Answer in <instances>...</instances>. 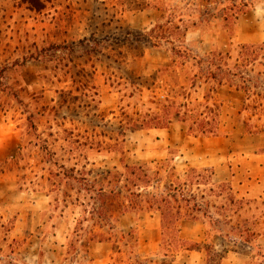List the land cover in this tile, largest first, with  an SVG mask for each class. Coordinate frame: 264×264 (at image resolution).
Masks as SVG:
<instances>
[{
	"label": "rangeland",
	"instance_id": "obj_1",
	"mask_svg": "<svg viewBox=\"0 0 264 264\" xmlns=\"http://www.w3.org/2000/svg\"><path fill=\"white\" fill-rule=\"evenodd\" d=\"M162 3L171 8L178 0H0V264H91L85 242L91 222L79 236L73 233L81 207L64 206L63 195L75 193L76 184H61V166L84 169L88 179L101 181L102 170H122L120 158L150 163L162 175L171 165L180 176L188 167H211L212 184L193 191L208 203L215 224L202 213L184 217L181 235L201 249L165 256L158 214L130 212L118 226L134 230L128 241L138 239V254L117 243L110 258L97 251L105 253L97 264H264V113L254 108L255 96L247 99L227 84L216 90L223 130L217 137L190 136L176 124L128 133L119 152L89 149L120 141V96L121 106L130 104L128 113L139 107L137 97L128 98V82L142 77L143 101L189 86L190 63L164 67L172 61V45L138 41L164 24ZM181 40V47L200 57L264 42V0L233 25L189 30ZM125 59L132 71L127 80ZM241 72L252 78L250 89L260 92L254 82L264 67ZM204 91L202 85L191 95L201 99ZM230 175L254 178V197H242L225 180ZM220 183L244 199L239 207L226 201V190L218 196ZM234 227L249 230L251 241L225 234Z\"/></svg>",
	"mask_w": 264,
	"mask_h": 264
},
{
	"label": "trees",
	"instance_id": "obj_2",
	"mask_svg": "<svg viewBox=\"0 0 264 264\" xmlns=\"http://www.w3.org/2000/svg\"><path fill=\"white\" fill-rule=\"evenodd\" d=\"M261 1L178 0V3L171 8L168 4L162 3L160 19L166 17L164 24L157 25L156 28L154 26L147 33L140 34L138 41H144L145 44L153 47L161 43L172 45V61L164 67H170L177 60L182 61L181 66L190 63L189 86L187 88L180 86L175 91L169 90L170 92L160 97L150 95L143 101L144 86L138 82L142 81V77H137L135 79L137 82H128L131 88L128 98L137 97L139 107L128 113L125 110L130 104L121 106L124 95L120 96L118 121L120 141L115 139V142L108 147L103 148L98 145L89 149L96 148L98 151L105 150L108 153L119 152L120 145L128 133L138 130L168 129L176 124L181 125L184 132L190 136L204 138L220 136L223 134L221 104L217 101L215 93L224 84L242 89L247 99L255 96L254 108L264 113V83L259 82L261 74L264 73H261L254 82V88L260 89V92H253L248 86L252 78L244 77V73L241 72L242 69L253 65L264 67V42L238 44L235 48L227 50L214 49L201 57L192 55L181 47L183 42L181 39H184L189 30L211 29L215 26L226 28L235 24L242 15L254 9ZM176 41L180 42L178 46L175 44ZM127 61L128 59L122 61L126 72L129 73L126 74V80L132 73L127 69ZM202 85L205 86V91L201 99L192 97L191 92ZM255 128L257 131L258 128ZM119 162L122 170L116 168L102 170L101 181L88 179L84 169L78 171L75 166L70 169L61 166L63 172L61 184L72 181L76 184V188L73 194L63 195L59 187L56 191L63 195L64 206L70 204L81 207V215L77 219L73 233L79 236L85 229L84 224L90 221L87 243L110 242L113 245L112 249L120 243L127 248L129 254H138V239L133 238L134 245H130L128 241L135 235L134 230L131 228L124 231L118 226V222L122 215L130 212H154L159 215L161 239L159 251H163V255H173L181 250L200 251V243L182 238L179 222L184 217L195 219L196 213H202L212 224H215L212 215L207 213L208 203L199 201L193 191L194 187L199 190L200 186L212 184L213 169L188 167L180 176L171 165L165 171V175H162L160 169L153 168L150 163L127 164L123 158H120ZM218 188H220L218 196L221 191L226 190L224 193L226 201L231 206H237L244 201L243 198L236 199L232 195L230 184L220 183ZM199 196L201 199L204 198L203 191ZM224 232L246 242L251 241L248 238L249 230L244 233L245 231L239 227H234ZM262 257L264 259V255Z\"/></svg>",
	"mask_w": 264,
	"mask_h": 264
},
{
	"label": "crops",
	"instance_id": "obj_3",
	"mask_svg": "<svg viewBox=\"0 0 264 264\" xmlns=\"http://www.w3.org/2000/svg\"><path fill=\"white\" fill-rule=\"evenodd\" d=\"M148 130H150V131L151 130L161 131V130H165V129H148ZM262 168H264V166ZM225 180L230 181L232 186L234 188H236V190L241 194L242 197H245V196H248V197L253 196L254 197V178L248 179V180H239V179H236V175H230V177H228ZM125 215L126 214L122 215L121 217H124ZM121 217H120V220H121ZM158 217H159V215H158ZM179 228H180V225H179ZM181 233H182V228H180V235H181ZM182 238L186 239L183 236H182ZM186 240H188V239H186ZM87 244H88V247H87L86 253L90 256L89 260H90L91 264H97L98 262L101 263L100 258H105V253H104V257H103V255L101 256L97 253L98 250L103 249L104 251H106V256H108V258H110V254L114 250V248L112 249L113 245L110 242H92V243H87ZM185 251L193 252L196 250H185Z\"/></svg>",
	"mask_w": 264,
	"mask_h": 264
}]
</instances>
